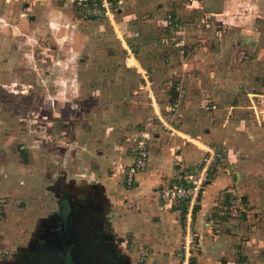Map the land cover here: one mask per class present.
<instances>
[{
    "label": "rangeland",
    "instance_id": "1",
    "mask_svg": "<svg viewBox=\"0 0 264 264\" xmlns=\"http://www.w3.org/2000/svg\"><path fill=\"white\" fill-rule=\"evenodd\" d=\"M123 2L110 22L64 3L95 33L96 52L89 64L85 59L80 64L85 69L80 95L68 93L78 105L46 107L51 117L40 121L34 139L21 138L13 148L0 145V264L23 263L51 215L67 205L65 195L79 204L76 209L98 204L105 229L129 262L148 264L151 250L131 232L144 220L125 182L124 152L118 148L128 147L144 122L188 125L200 137L208 133L203 142L219 151V165L229 156L244 177L264 175V0H202L193 7L190 0H165L162 10L165 3L157 7V0ZM175 7L188 15L177 19ZM169 15L175 23L165 26L161 22ZM113 20L116 25H109ZM153 109L163 111L164 122ZM103 145L115 152L105 154L108 166L96 155ZM242 189L219 197L208 217L218 226L213 229L246 216L252 207L243 202V209L239 197L254 190L261 195L260 202L253 201L260 204L264 226V186ZM238 233L248 238L245 228Z\"/></svg>",
    "mask_w": 264,
    "mask_h": 264
},
{
    "label": "crops",
    "instance_id": "2",
    "mask_svg": "<svg viewBox=\"0 0 264 264\" xmlns=\"http://www.w3.org/2000/svg\"><path fill=\"white\" fill-rule=\"evenodd\" d=\"M157 2L158 7L165 0ZM167 6L168 3H165L158 9ZM174 10L179 15L177 19L183 20L188 15L179 13L176 7ZM78 13L75 11L76 15ZM224 14L229 13L221 15ZM76 15L61 0H0V145L3 149L4 145L13 148L21 138L34 139L35 128H42L40 121L51 117L46 107L52 104L78 105V98L67 96L69 91H77V95L82 92L85 69L80 64L84 59L87 64L89 59H93L96 52L94 43L98 39ZM161 23L166 26V20ZM109 25L115 26L116 22L113 20ZM130 60L128 58L127 63ZM142 77L145 79L144 75ZM36 107L40 108L38 114L35 113ZM166 110L169 111V108ZM162 112L154 110V116L160 115L164 122ZM164 123L168 126L166 130L162 129L161 124L148 130V166L136 177L133 186L136 200H132L138 201L140 217L144 221L140 227H133L131 232L139 245L151 250L145 258L148 264H181L177 253L181 249L182 207L162 203L158 199V191L166 183H178L180 179L184 182L197 169L199 161L196 159L191 163L192 159L198 155L203 157L206 149H209V145L206 147L208 143L203 142L204 136L209 135L205 133L200 137L187 130L188 125ZM43 126L46 128L45 124ZM136 136L132 137V143ZM132 143L128 147L118 146L124 152L122 159L126 169L131 164L129 148ZM103 146L104 151H98L96 155L108 166L105 154L109 156L115 152L113 148L108 151ZM225 160L226 164H217L210 173V181L194 215V231L199 238L190 264H264V226L259 220L258 205L261 195H257L255 190L253 193L256 196L249 193L239 197L241 204L250 202L247 207H252L247 209L246 216L224 221L220 228H225L214 230L213 234L204 228V222L210 220L208 217L218 206L221 195L241 194L244 186L253 183L264 186V175L257 179L253 178L255 174L244 177V173L239 171L240 165L235 164L229 156ZM242 208L245 209L243 204ZM249 212L253 214L251 221ZM246 218L247 221L244 220ZM249 221V228L246 229ZM244 228L247 239L240 238L242 233H238Z\"/></svg>",
    "mask_w": 264,
    "mask_h": 264
},
{
    "label": "built area",
    "instance_id": "3",
    "mask_svg": "<svg viewBox=\"0 0 264 264\" xmlns=\"http://www.w3.org/2000/svg\"><path fill=\"white\" fill-rule=\"evenodd\" d=\"M67 5H71L81 11H93L94 16L111 21L116 13L122 8L123 0H61ZM202 0H190V7L198 5ZM85 17V16H83ZM177 22V20H176ZM175 23V19L171 15L166 20V26H171ZM220 30L217 31L219 34ZM177 46V45H176ZM215 110V105L210 106ZM158 118V117H156ZM159 121V118H158ZM161 122V121H159ZM161 124V123H160ZM157 125L153 120L147 121L143 124V129L139 131L131 147L129 154L131 156V164L126 170L125 182L129 187H133L137 175L143 173L149 161V132ZM165 126V124H161ZM206 154L202 161L199 163L197 169L188 175L184 182L166 183L158 191V199L162 203L176 205L182 207V236H181V249L177 253L178 259L181 264H190V259L197 248L198 234L194 231V215L200 205V199L205 194V188L210 181V173L213 168L217 166L219 161V151L214 147L206 149ZM225 213H221L224 216ZM220 222V221H219ZM215 223L212 219L204 222V228L213 234ZM144 257V255H142Z\"/></svg>",
    "mask_w": 264,
    "mask_h": 264
},
{
    "label": "flooded vegetation",
    "instance_id": "4",
    "mask_svg": "<svg viewBox=\"0 0 264 264\" xmlns=\"http://www.w3.org/2000/svg\"><path fill=\"white\" fill-rule=\"evenodd\" d=\"M65 196L67 205L51 215L21 264H131L105 229L99 205L76 209Z\"/></svg>",
    "mask_w": 264,
    "mask_h": 264
}]
</instances>
